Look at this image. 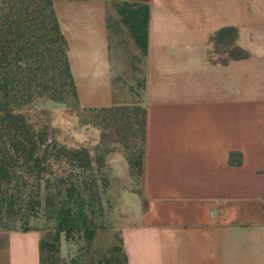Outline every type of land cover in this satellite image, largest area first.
Listing matches in <instances>:
<instances>
[{
    "label": "crops",
    "instance_id": "crops-1",
    "mask_svg": "<svg viewBox=\"0 0 264 264\" xmlns=\"http://www.w3.org/2000/svg\"><path fill=\"white\" fill-rule=\"evenodd\" d=\"M52 4L79 106L145 110L139 190L119 150L106 160L108 264H264V0ZM41 238L0 229V264H41Z\"/></svg>",
    "mask_w": 264,
    "mask_h": 264
},
{
    "label": "trees",
    "instance_id": "trees-1",
    "mask_svg": "<svg viewBox=\"0 0 264 264\" xmlns=\"http://www.w3.org/2000/svg\"><path fill=\"white\" fill-rule=\"evenodd\" d=\"M222 31L235 29L216 31L210 41H217ZM238 54L248 55L242 49ZM43 100L89 113V119L78 116L81 124L99 130L96 144L69 147L58 140L35 118L36 105ZM144 131L145 110L140 106H79L68 43L52 0H0V229H36L28 226L29 219L49 207L56 227L40 240L41 264L110 263L121 250L94 244L101 226H94L91 217L102 209L100 185L109 182L102 169L119 150L132 177L140 179ZM77 230L83 233L85 249H95L96 260L61 261L60 235L68 238ZM119 259L123 262L125 256Z\"/></svg>",
    "mask_w": 264,
    "mask_h": 264
},
{
    "label": "rangeland",
    "instance_id": "rangeland-1",
    "mask_svg": "<svg viewBox=\"0 0 264 264\" xmlns=\"http://www.w3.org/2000/svg\"><path fill=\"white\" fill-rule=\"evenodd\" d=\"M217 47L215 44L210 45V57L216 56ZM71 104V103H70ZM37 114L35 118L41 123H46L49 130L56 136L58 140L65 143L69 147H77L85 145L93 147L98 140L99 130L91 124H81L80 116L89 119L90 115L84 111H76L71 105L65 103H57L51 100H43L36 105ZM98 131H97V130ZM118 171H122L124 166H117ZM108 177V185L102 187L100 185L99 192L102 201L101 211L92 214L94 226H101L105 228L115 222L114 206L116 200L110 193L111 179L109 171L106 167L102 169ZM133 178V189L138 191L140 187V179ZM29 227L41 230L42 237L46 236L47 231H53L56 227V220L53 216L52 210L49 207L41 208L39 212L29 219ZM85 240L83 233L79 230L72 232L68 238L64 234L60 235L59 241V257L62 262H88L96 260L95 249L90 247V251L85 249ZM63 254V255H62Z\"/></svg>",
    "mask_w": 264,
    "mask_h": 264
}]
</instances>
